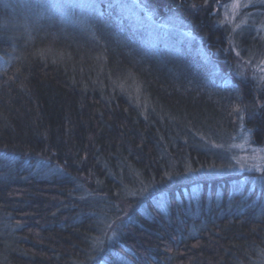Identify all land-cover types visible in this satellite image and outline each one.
I'll use <instances>...</instances> for the list:
<instances>
[{
  "label": "trees",
  "instance_id": "trees-1",
  "mask_svg": "<svg viewBox=\"0 0 264 264\" xmlns=\"http://www.w3.org/2000/svg\"><path fill=\"white\" fill-rule=\"evenodd\" d=\"M229 1L0 0V264H264Z\"/></svg>",
  "mask_w": 264,
  "mask_h": 264
},
{
  "label": "rangeland",
  "instance_id": "rangeland-1",
  "mask_svg": "<svg viewBox=\"0 0 264 264\" xmlns=\"http://www.w3.org/2000/svg\"><path fill=\"white\" fill-rule=\"evenodd\" d=\"M9 0H1L5 3ZM50 10L60 11L64 17H71L72 9L89 7L86 3L91 0H45ZM264 5V0H230L228 3L221 5L218 10L221 21L227 24L231 30V39L234 51L239 56V68L243 77H251L258 82L264 89V11L250 10L249 8L255 5ZM258 20L260 22H258ZM175 27L176 21L169 19L166 22ZM253 27L251 30L250 27ZM177 27V25H176ZM174 31V28L172 29ZM180 32V31H178ZM184 32V31H183ZM184 34V33H182ZM256 34L260 37H256ZM239 40L243 41L242 54L239 46ZM218 75L223 84H232V80L228 75L219 71ZM249 140V141H248ZM252 138L249 130L244 131V139L238 146L239 152L235 157L234 166L239 173L246 171L256 172L257 175H247L243 181L252 179V182L264 189V145H251Z\"/></svg>",
  "mask_w": 264,
  "mask_h": 264
}]
</instances>
